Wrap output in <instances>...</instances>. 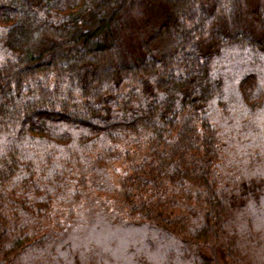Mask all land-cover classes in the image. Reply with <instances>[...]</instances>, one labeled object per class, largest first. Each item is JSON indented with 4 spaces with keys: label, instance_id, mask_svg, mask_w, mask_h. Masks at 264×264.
I'll use <instances>...</instances> for the list:
<instances>
[{
    "label": "trees",
    "instance_id": "16d2710c",
    "mask_svg": "<svg viewBox=\"0 0 264 264\" xmlns=\"http://www.w3.org/2000/svg\"><path fill=\"white\" fill-rule=\"evenodd\" d=\"M245 6L0 0V264H264Z\"/></svg>",
    "mask_w": 264,
    "mask_h": 264
},
{
    "label": "rangeland",
    "instance_id": "374dc122",
    "mask_svg": "<svg viewBox=\"0 0 264 264\" xmlns=\"http://www.w3.org/2000/svg\"><path fill=\"white\" fill-rule=\"evenodd\" d=\"M256 3H261V4L264 6V0H245V4H246L245 9H246V11H247L248 9L254 7V6L256 5ZM242 224H243V222H242V223H239L238 225H239V226H242ZM109 238L112 239L113 236L110 235ZM104 239H105V237H103V238H102L101 236H100V238L98 237V240L100 241V243L102 242V244H104V245L106 244V245H107V244H108L107 241H106L105 243H103V242H104V241H103ZM111 239H110V240H111ZM244 247H245V246H244ZM255 252H257V250H255ZM249 253H251V252H249ZM258 254H259V253H258ZM158 259H159V258H158ZM158 261H159V260H156V262H154L153 264H159L160 262L158 263Z\"/></svg>",
    "mask_w": 264,
    "mask_h": 264
}]
</instances>
